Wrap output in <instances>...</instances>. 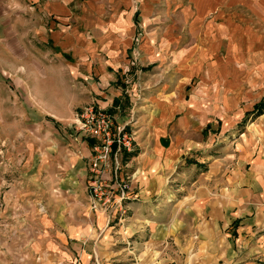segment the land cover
Instances as JSON below:
<instances>
[{
  "label": "crops",
  "instance_id": "0c3cea01",
  "mask_svg": "<svg viewBox=\"0 0 264 264\" xmlns=\"http://www.w3.org/2000/svg\"><path fill=\"white\" fill-rule=\"evenodd\" d=\"M88 1L87 13L80 16L76 0H0V175L8 163L10 175L19 179L16 188L22 191L10 189L4 201L11 203V217L25 218L19 230L32 234L18 243L21 260L9 253L3 264H112L115 239L123 240L142 220L140 208L149 207L153 195L164 203L156 200L157 207L146 212L158 214L160 221L154 209L168 203L162 215L168 217L170 233L179 214L208 252L215 249L221 264H264V112L245 127L221 134L220 151L211 163L206 160L208 139L182 140L190 133L200 135L220 117L233 119L224 111L225 99L217 112L205 99L191 96L180 103L179 115L173 107L136 115L137 150L127 166L139 186L138 198L128 192L123 213L112 211L110 221L89 210L84 184L90 148L80 137L67 139L64 124L74 108L89 100L102 108L116 100V89L106 96L91 79L112 80L131 45L133 22L130 14L114 11L127 0H107V20L112 21L105 25L102 7ZM218 1L201 0V5L219 8ZM188 155L200 157L195 163L206 168L184 173L185 166L164 183L166 172ZM178 184L182 192L176 198ZM4 245L9 249V243ZM120 247L129 250V245Z\"/></svg>",
  "mask_w": 264,
  "mask_h": 264
},
{
  "label": "rangeland",
  "instance_id": "374dc122",
  "mask_svg": "<svg viewBox=\"0 0 264 264\" xmlns=\"http://www.w3.org/2000/svg\"><path fill=\"white\" fill-rule=\"evenodd\" d=\"M93 1L102 7L103 25L112 21L107 20V16L111 15L107 0ZM76 2L81 7L80 16H85L89 1ZM218 2L221 5L219 8H211L203 7L201 0H127L114 10L119 15L130 14L133 22L131 45L124 62L112 72V80L102 79L98 75L92 76L91 82L106 96L111 89L119 93L107 108L99 107L95 100L74 108L70 119L65 121L63 132L70 140L75 137L79 140L80 137L79 141L86 142L91 153L93 140L75 131L79 127L75 117L83 110L95 107L108 113L112 129H122L130 134V151L120 152L114 160L117 175L129 178L130 198H138L136 194L139 188L134 186L132 166H127L137 150L135 128L132 126L136 115L151 114L157 107L164 110L173 107L171 110L175 109L179 115L183 110L180 103L191 96L205 99L208 106L217 112L224 105L221 100L225 99L228 107L224 111L228 118L233 119L224 122L220 117L219 121L216 119L203 127L200 135L190 133L187 138H182L194 143H206L208 139L206 160L211 163L220 151L221 134H231L245 127L264 112V0ZM81 29L83 32V25ZM148 44L149 49L142 48ZM93 97L98 98L97 94ZM230 101H233V105H230ZM131 103H135L134 109ZM136 111L141 113L137 114ZM239 114L242 116L235 119ZM165 138L169 140V137ZM195 159L200 160V157L186 156L181 161H184L182 166L179 162L177 167L166 172L164 183L173 181L185 166L189 169H183L184 173H190V169L206 168L204 164L195 163ZM3 167L0 175V252L5 255L0 256L1 264L9 262V253H15L14 257L20 261L22 257H19L21 249L18 243L29 239L26 236L29 233L19 230L20 224L26 223L25 218L11 217L8 212L11 203L4 201L10 189L22 191L16 188L19 179L10 175L8 163ZM20 186L23 191L28 189L27 185ZM84 188L86 192V184ZM175 189L173 193L177 192V198L182 192L179 184ZM149 200V207L140 208L144 212L141 214L142 220L135 222L123 240L115 239L112 264H221L215 249L214 254L211 253L213 251L208 252L200 243L197 233L191 231L188 219L178 214L176 231L170 233L168 217L162 215L164 211L167 212L168 203L161 204L162 209H154L161 213L159 221L158 214L153 217L150 211L146 212L147 208L157 207L158 199L153 195ZM157 203L164 202L158 200ZM4 243L10 244L9 249L2 248ZM121 245H129V250L125 248L122 251Z\"/></svg>",
  "mask_w": 264,
  "mask_h": 264
},
{
  "label": "built area",
  "instance_id": "2783aa9c",
  "mask_svg": "<svg viewBox=\"0 0 264 264\" xmlns=\"http://www.w3.org/2000/svg\"><path fill=\"white\" fill-rule=\"evenodd\" d=\"M75 119L79 125L75 131L93 140L87 164L89 210L104 213L110 221L112 211L122 214V203L128 200L129 178L117 175L114 160L120 152L130 151L131 135L122 129H112L110 116L102 108L89 107L76 114Z\"/></svg>",
  "mask_w": 264,
  "mask_h": 264
}]
</instances>
